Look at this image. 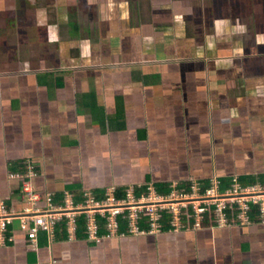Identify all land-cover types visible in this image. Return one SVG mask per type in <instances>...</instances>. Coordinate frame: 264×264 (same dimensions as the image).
<instances>
[{
    "label": "crops",
    "instance_id": "obj_1",
    "mask_svg": "<svg viewBox=\"0 0 264 264\" xmlns=\"http://www.w3.org/2000/svg\"><path fill=\"white\" fill-rule=\"evenodd\" d=\"M128 2L0 0V200L16 215L0 264H264L261 214L212 226H189L184 216L182 226L155 232L143 215L148 229L119 235L87 206L142 199L146 186L158 195L157 184L264 181V32L253 44L231 32L230 42L217 22L214 33L200 29L203 48L181 45L186 32L167 40L156 26L165 15L131 27ZM13 36L18 44L9 46ZM17 164L36 174L39 211L51 197L66 212L67 237L56 225L32 243L20 228ZM93 219L98 240L88 231Z\"/></svg>",
    "mask_w": 264,
    "mask_h": 264
},
{
    "label": "built area",
    "instance_id": "obj_2",
    "mask_svg": "<svg viewBox=\"0 0 264 264\" xmlns=\"http://www.w3.org/2000/svg\"><path fill=\"white\" fill-rule=\"evenodd\" d=\"M28 173V175L20 177L22 200L25 203V208L20 213V228L27 233L29 240L35 243L41 231L53 232L66 212L55 208L51 197L45 198L47 209L43 212L38 210V205L43 201V198L35 193L32 188L31 179L36 175L33 168ZM212 186L205 194H201L200 187L196 184L191 186L192 193L176 192L167 197L152 196L153 191L149 188L150 193L144 195L143 200L136 199L133 194L128 195L127 201L122 202H116L114 199H110L108 202H97L92 199L87 206L91 208L90 211L98 210L100 214L107 216L109 234L118 233L119 217L129 221L128 226L130 229L128 231L130 233H143L145 230L140 227L139 221L143 215L150 216V232L161 231V214L164 211H171L174 215V221L172 222L174 227L182 226L184 216L194 219V225L200 226L210 208H216L217 218L215 221L221 225H227L229 223L227 210L230 204L239 207L241 221H249L252 204L259 207L261 218L264 219V186L244 187L240 184L239 179H235L232 187L225 193L220 192L221 182H216ZM189 206H192L193 214L187 212ZM15 217L16 215L7 207L5 201L0 200V246H5L10 241L11 231L9 227ZM75 221L73 217L72 232L77 229ZM88 231L89 235L95 240L101 237L98 235V225H96L94 219L88 223Z\"/></svg>",
    "mask_w": 264,
    "mask_h": 264
},
{
    "label": "rangeland",
    "instance_id": "obj_3",
    "mask_svg": "<svg viewBox=\"0 0 264 264\" xmlns=\"http://www.w3.org/2000/svg\"><path fill=\"white\" fill-rule=\"evenodd\" d=\"M130 0L128 2V22L133 27L138 21L145 22L146 20H152L157 18V14L154 15L153 11L163 12L159 15H165L166 21L156 24L161 33L167 38V40H177L178 31L181 29L186 32V24H190L193 30L192 36H198L201 32L200 29H206L207 35L210 32L214 33L212 28L217 22H223L226 32L229 34L228 41L233 42L231 32L233 36L235 33L240 38L254 42L253 37L257 36L254 33L253 26L261 28L264 26V0ZM147 6L148 16L141 15L137 12V5ZM179 9V10H178ZM180 11L179 15L176 11ZM175 11V13H174ZM158 16V17H159ZM167 25H171L170 29H167ZM181 25V28L178 26ZM172 27L175 30H172ZM198 27V28H197ZM263 31V30H261ZM260 34V33H258ZM5 33H0L1 38L5 37ZM227 36V35H225ZM184 38V37H183ZM258 38V36H257ZM11 43L9 46L17 45L18 39L11 37ZM199 39H203L199 35ZM185 40V39H184ZM16 41V43H14ZM0 42V46H2ZM17 52V51H16ZM15 51L11 52L16 55ZM177 207V206H176Z\"/></svg>",
    "mask_w": 264,
    "mask_h": 264
},
{
    "label": "trees",
    "instance_id": "obj_4",
    "mask_svg": "<svg viewBox=\"0 0 264 264\" xmlns=\"http://www.w3.org/2000/svg\"><path fill=\"white\" fill-rule=\"evenodd\" d=\"M101 126L105 127V128L107 127L106 123L103 122V121H101ZM28 171H29V167H28L27 164H17V165H15L13 167L14 175H17V176H20V177H24L28 173ZM218 182H221V189H220L221 191L220 192H222V193L227 192L232 187V185L234 183V181H232V180L229 181L228 179H226V180H223V179L222 180H218ZM239 182L244 187L253 186V185H255V184L259 183V182L264 183V181L262 179L259 180V179H256V178H254V179L253 178H242V179H239ZM198 185L200 187L201 194L207 193V191L213 187L212 184L210 185V182H206V183L198 184ZM154 188H155L157 194L160 197L170 196L175 191H177L178 193H181V192H183V193H192V189H191L190 185L189 186H183V187L174 188V187H172V185H160V184H157V185H154ZM142 189H144V192H146V194L150 193L148 186H146V187H144ZM120 192H121L120 194L116 195L117 198L124 197L125 192H123V193H122V191H120ZM135 192L138 194L141 191H140V189L136 188ZM94 195H95V197L98 200L105 199V193H103V192H95ZM6 205H7V203H6ZM7 207H8V205H7ZM250 209H251V212L249 213V216H250L249 218L252 221L257 220L259 218V216H260L259 207L256 206L255 204H252ZM216 211H217L216 208H210V211L208 213H206V215H205V220L202 223L203 226L216 225V221H215V219L217 218V212ZM187 212L189 214H193L192 206H189ZM227 216L229 218V223H231V224H236V223H240L241 222V215H240V212H239V207L237 205H235V204H230L229 205L228 210H227ZM97 218L103 224L106 222L105 218H103L102 216H98ZM171 218H172V216H171V214L168 211L167 212L166 211L162 212L161 229L163 231H167V230H170V229L173 228L172 219ZM77 221H78L77 222L78 223L77 234H78L79 237H85L86 236V223H85L86 220H85V216H81ZM185 221L189 223L188 224L189 226H194V222H195L194 219L186 217ZM65 227H66L65 226V220L64 221L61 220L60 222H58L57 223L56 234L60 235L61 234L60 230H63V233H62L63 235L66 234V232L64 233V231L66 230ZM142 228L143 229H148L146 225H142ZM102 232H105V228H102L101 233ZM118 232H119V235H121L122 233H126V234L129 233V231L127 229V225H126L125 222H123V221L121 222L120 229H119ZM41 233H45V232L41 231ZM63 237H67V234H66V236H63ZM63 237H59V238H63ZM8 244H10V241H8Z\"/></svg>",
    "mask_w": 264,
    "mask_h": 264
},
{
    "label": "flooded vegetation",
    "instance_id": "obj_5",
    "mask_svg": "<svg viewBox=\"0 0 264 264\" xmlns=\"http://www.w3.org/2000/svg\"><path fill=\"white\" fill-rule=\"evenodd\" d=\"M137 5V4H136ZM179 10V9H178ZM176 11V13H178L179 15H181L182 13L180 12V11ZM137 12L138 13H140L141 15H145V16H148V18H149V12L147 11V6H145V5H141L140 7H138V5H137ZM163 12V10H160L159 12L158 11H153V14L154 15H156L157 14V17L161 14ZM174 13H175V11H174ZM164 15V14H163ZM150 21H155L154 19H152V20H146V22H150ZM150 24V23H149ZM186 26H187V28L185 29L186 30V33H187V39H185L184 40V42L182 43V42H180V44L181 45H184L185 43H187V42H189V40H191L190 42H192L195 46V48L196 47H200V49L201 48H203L204 46H206V44H208V43H206V41H205V39L203 38V39H199V35H200V33H199V35L197 36H192L191 34H193L192 33V31L193 30H191V29H188V28H191V25L190 24H186ZM198 28V27H197ZM204 29V28H203ZM261 30H263V32H264V26L263 27H261V28H257V26L255 25V26H253V31H254V33H260V31ZM180 31H184L183 29H181ZM207 35V34H206ZM259 37V36H258ZM16 39H17V37H15Z\"/></svg>",
    "mask_w": 264,
    "mask_h": 264
}]
</instances>
